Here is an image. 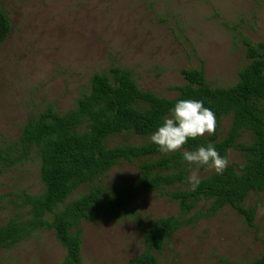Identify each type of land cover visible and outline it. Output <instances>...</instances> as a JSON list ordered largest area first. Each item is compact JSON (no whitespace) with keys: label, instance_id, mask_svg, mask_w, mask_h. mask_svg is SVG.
<instances>
[{"label":"rangeland","instance_id":"obj_1","mask_svg":"<svg viewBox=\"0 0 264 264\" xmlns=\"http://www.w3.org/2000/svg\"><path fill=\"white\" fill-rule=\"evenodd\" d=\"M0 5L12 25L0 48L2 147L19 138L30 118L50 108L71 110L89 93L95 74L127 70L142 90L174 99L186 84L183 71L203 70L213 88L232 87L248 64L244 41L264 42V0H0ZM230 126V117L215 126L220 140ZM251 141L246 134L239 143ZM243 162V153H229L230 164ZM192 171L200 179L215 172L195 165ZM138 175V163H123L106 183L124 185ZM42 191L36 157L0 173V226L15 214L17 196ZM244 206L256 209L253 227L230 208L203 218L207 207L199 205L189 216L199 218L177 232L161 264L256 260L264 251V193H251ZM179 213L177 203L155 193L144 197L134 218L84 223V264H127L143 252L144 231L153 221ZM64 258L49 231L0 252V264H61Z\"/></svg>","mask_w":264,"mask_h":264},{"label":"trees","instance_id":"obj_2","mask_svg":"<svg viewBox=\"0 0 264 264\" xmlns=\"http://www.w3.org/2000/svg\"><path fill=\"white\" fill-rule=\"evenodd\" d=\"M11 30L0 5V48ZM244 45L248 64L232 87L213 88L203 70L183 71L186 84L177 88L176 98L166 99L142 90L129 71L115 68L109 75L95 74L89 93L68 112L50 108L30 118L17 140L0 146V173L36 157L43 191L17 196L15 214L0 226V252L49 231L65 250L61 264H84L83 224L134 218L144 197L155 193L177 203L180 213L153 221L144 231L143 252L127 264H161L160 256L177 232L199 218L189 216L201 204L207 207L203 218L230 208L253 227L256 209L244 203L251 193H264V42L245 40ZM181 99L202 100L215 114L216 129L231 118L224 139L216 130L182 146L192 151L212 143L228 158L224 172L200 179L196 190L187 182L191 166L182 162L181 152L162 154L149 140ZM246 134L251 143H239ZM119 137L124 142L116 144ZM232 150L243 153L242 164L229 163ZM123 163H138V177L124 185L107 184L108 174ZM82 189L86 191L71 200ZM246 264H264V251Z\"/></svg>","mask_w":264,"mask_h":264},{"label":"clouds","instance_id":"obj_3","mask_svg":"<svg viewBox=\"0 0 264 264\" xmlns=\"http://www.w3.org/2000/svg\"><path fill=\"white\" fill-rule=\"evenodd\" d=\"M215 126V114L204 107L202 100L181 99L169 109V115L157 126L149 140L162 154L179 151L184 164L197 168L207 166L220 175L228 166V158L221 156L214 144L198 145L192 151L182 150L189 139L195 140L205 133L214 134ZM187 182L193 190L199 187L201 180L196 171L191 172Z\"/></svg>","mask_w":264,"mask_h":264}]
</instances>
